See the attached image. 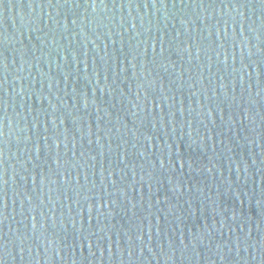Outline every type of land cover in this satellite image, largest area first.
<instances>
[{
  "label": "water",
  "instance_id": "95a60500",
  "mask_svg": "<svg viewBox=\"0 0 264 264\" xmlns=\"http://www.w3.org/2000/svg\"><path fill=\"white\" fill-rule=\"evenodd\" d=\"M0 264H264V0H0Z\"/></svg>",
  "mask_w": 264,
  "mask_h": 264
}]
</instances>
